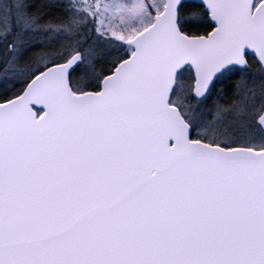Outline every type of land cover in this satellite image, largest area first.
<instances>
[{
	"label": "snow or ice",
	"instance_id": "obj_1",
	"mask_svg": "<svg viewBox=\"0 0 264 264\" xmlns=\"http://www.w3.org/2000/svg\"><path fill=\"white\" fill-rule=\"evenodd\" d=\"M0 264H264V0H0Z\"/></svg>",
	"mask_w": 264,
	"mask_h": 264
}]
</instances>
